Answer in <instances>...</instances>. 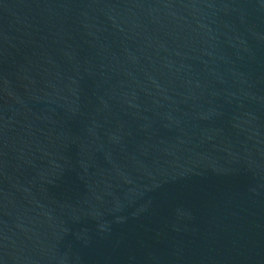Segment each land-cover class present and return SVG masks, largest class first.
Wrapping results in <instances>:
<instances>
[{
    "label": "water",
    "instance_id": "water-1",
    "mask_svg": "<svg viewBox=\"0 0 264 264\" xmlns=\"http://www.w3.org/2000/svg\"><path fill=\"white\" fill-rule=\"evenodd\" d=\"M0 264H264V0H0Z\"/></svg>",
    "mask_w": 264,
    "mask_h": 264
}]
</instances>
